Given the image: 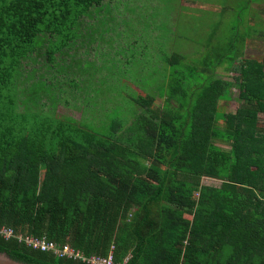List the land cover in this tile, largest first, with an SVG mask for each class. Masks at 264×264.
<instances>
[{
    "label": "trees",
    "instance_id": "trees-1",
    "mask_svg": "<svg viewBox=\"0 0 264 264\" xmlns=\"http://www.w3.org/2000/svg\"><path fill=\"white\" fill-rule=\"evenodd\" d=\"M111 1L0 0V226L85 256L113 252L116 263L264 264V57L243 55L244 1L264 0H226L224 12L240 19L232 37L212 44L197 24L204 41L191 55L172 48L174 29V40H140L134 15L119 21ZM123 2L116 8L129 9ZM108 32L124 44L88 70L78 53H96ZM223 65L240 73L234 83ZM114 79L123 93L134 86L110 116L113 100L98 93ZM238 85L236 114L223 115ZM63 102L81 118L61 115ZM2 252L26 264H87L0 235Z\"/></svg>",
    "mask_w": 264,
    "mask_h": 264
},
{
    "label": "rangeland",
    "instance_id": "rangeland-1",
    "mask_svg": "<svg viewBox=\"0 0 264 264\" xmlns=\"http://www.w3.org/2000/svg\"><path fill=\"white\" fill-rule=\"evenodd\" d=\"M118 0H112L111 4L113 8V13L114 16H116L118 18L119 21L122 22L121 19H127L128 17H131V15H134L133 18L134 21L131 25L132 28H130V30H135L136 31V35L135 36H139L140 40L142 41H148L150 38H148L147 36L149 34H153V35H157L160 34L161 36H165V39H170L172 38L173 32V25H174V16L177 12V10H179L180 8L182 10H189V7L186 6H182L181 2L183 0H124V2L127 3V7L129 9H132L133 11H135V13H132L131 11H129V9L126 8V6L122 5V3L119 5L118 8H116V3ZM203 1H207V3H218V4H224L226 2V0H197V3H201ZM123 2V0H122ZM123 2V3H124ZM152 2V3H151ZM245 4H247L246 1H244ZM154 4V6H153ZM259 3H255L254 7L255 10H257ZM216 4L213 5L212 8H207L205 10H199L200 13H209L211 12L212 16L206 18V20H202L199 21L197 19V24L198 26L200 24H205L206 26L204 28H202V30H198L199 32H202L205 34V38L210 41L211 38V30L210 26L213 23L212 19L215 18L219 13H218V8L215 7ZM155 7H157L155 9ZM260 10L263 11V6H260ZM230 13V12H229ZM227 13L226 16H228V18L230 19V24L235 25L237 23V16L236 14H229ZM131 14V15H130ZM158 14V21L157 23H159V25H157V31H154L153 29H150L149 26L147 25V23H154L155 22V15ZM132 18V17H131ZM227 18V19H228ZM141 19L140 22H138L137 20ZM215 20V19H214ZM212 21V23H211ZM93 22V20H91V23ZM131 23V22H130ZM140 23V24H138ZM261 23L264 24V22H262L261 19ZM260 23V26H261ZM110 25H113L112 23H110ZM121 28H119V30H123L125 29V26H120ZM259 27V26H258ZM224 32L227 33L226 29L224 28ZM222 36H224V38H222V42H228L229 39L225 38L226 35L222 34ZM198 44L200 45L204 39L201 37L200 33L197 34L196 36ZM214 38V35H213ZM112 39V41H108ZM174 40V39H172ZM125 39L124 38H120L117 33H112V32H108L105 35V38L98 40V42H101L102 46L100 47V49H96V53L94 50L90 51V54H86L85 50H81L78 53V58H81L83 60V66L87 67L88 70H90L94 65L96 64H101L102 66L105 67V62H104V57L101 55V52L103 51H110V50H115L116 48H119V46L122 44H124ZM212 41V40H211ZM220 41V34L219 32L216 34L215 39H214V44H217ZM220 45V44H219ZM237 45L239 46V42L237 43ZM198 47V46H197ZM243 47V46H242ZM173 48V46H172ZM225 46L223 44H221V49H224ZM99 52V53H98ZM97 54V55H96ZM152 54V51H150V53L146 54V57H150V55ZM155 54V52H154ZM68 61V60H67ZM96 61V62H94ZM108 66V65H107ZM106 66V67H107ZM133 67L128 66V68L126 69V71H124V75L127 78V83L128 84H132L133 81L132 77H135L133 71L132 70ZM117 73V71H115ZM120 84H122V82L120 80H110L109 81V85L108 87H106L104 89V92H99L98 93V97L102 98H106V100H109L111 102V100H113L111 103H121V105H117L115 106L114 104H112V115L110 114V116H115V114H118V108H126L125 103H131L130 100H128V98L125 96L126 92H128L129 90L133 89V86L129 85V87H127V90H125L126 92L123 93L124 87L121 86ZM64 88H67L64 86ZM92 88V86L90 87V85L86 86V91L87 92H92L90 91ZM129 89V90H128ZM60 92L61 89L59 88ZM66 90L71 91L70 89H65L64 93L66 92ZM56 90L53 89V93H55ZM58 92V91H57ZM94 92V91H93ZM59 93V92H58ZM95 94V93H93ZM128 95V94H127ZM119 97V98H118ZM69 99L71 100V103L73 102V99L71 97L68 96L67 93L64 94L63 96V101L65 99ZM159 102L162 103V100L159 99ZM239 100H236L235 98H233L232 101L227 100V101H222L221 102V106L224 107V109L230 111L229 114L231 115H235L236 111L239 107ZM103 103V102H101ZM100 109L103 108V104H101ZM123 108V109H124ZM59 113L61 115H70L72 117H75L76 119H80L82 116V112L79 109H76L75 107L72 106V104L68 107L64 102L61 104L60 108H59ZM264 119V118H263ZM261 121V120H260ZM262 123L264 124V121H262ZM224 148L228 149V145L224 146L222 145ZM203 183L205 185H211V186H220L221 185V181L219 180H213V179H209V178H205Z\"/></svg>",
    "mask_w": 264,
    "mask_h": 264
},
{
    "label": "crops",
    "instance_id": "crops-1",
    "mask_svg": "<svg viewBox=\"0 0 264 264\" xmlns=\"http://www.w3.org/2000/svg\"><path fill=\"white\" fill-rule=\"evenodd\" d=\"M255 3H259L257 10H255L254 4ZM216 4L215 7L218 8V15L212 19L211 21V26H216L215 28H217V32L216 34L219 32L220 34V40H222V38H224V36H222V34L227 35L225 36V38L230 39L232 37V32L230 31L231 28H234L233 24H230V19L228 18V16H226L227 12H224V9L226 7V5L224 4H218V3H207V1H203L201 3H196L195 0H183L181 2L180 7L182 6H186L189 7V10H182L181 8L178 10V13L175 14L174 16V25H173V29L175 31L178 32L177 34V38L175 39V37L173 36L172 39H175L173 45V49H175L176 51L178 50L179 53L182 54H189L191 55L197 48V43H196V36H194V30L197 27V19L199 21L202 20H206V18L211 17L212 14L211 12L209 13H200L199 10H205L207 8H212L213 5ZM240 3L238 2V5ZM154 6V4H153ZM260 2H252L251 4H249L247 2V9L245 8V26L249 29V33L246 37V40L243 42V55L245 59H262L264 57V34L261 33V31H263L264 29V24L261 23V19L262 22H264V8L263 11L260 10ZM192 9V13L190 12ZM228 9H226V11H228ZM247 10V11H246ZM224 12V13H223ZM194 17V20H192V17ZM237 16V24L239 22V17ZM182 18V19H181ZM228 18V19H227ZM215 19V20H214ZM180 23V25H179ZM261 23V26H260ZM176 24L179 26H176ZM236 24V25H237ZM244 25V24H243ZM259 25V27H258ZM201 26L205 27L206 25L203 23L201 24ZM224 28L226 29L227 33L224 32ZM215 34V36H216ZM215 36L213 38V36L210 38L212 41H210L212 44L214 42ZM178 39V40H177ZM195 40V41H194ZM220 73H221V77L225 78L231 82H235L234 77L235 75H238L237 72H227L226 71V67L223 65L220 67ZM240 77V73L238 75V78ZM241 88L238 86L232 87L231 91H230V95L228 98H225L222 101H227L230 100L232 101L233 98H235L236 100H239L240 97L239 95L241 94ZM243 91V90H242ZM240 102V100H239ZM238 102V103H239ZM240 104V103H239ZM222 110H223V115L224 113L230 115V111H228L227 109L225 110L224 107L222 106ZM259 118L261 119V123L262 121H264V113H260L259 114ZM263 124V123H262ZM219 145H228L223 141L219 142Z\"/></svg>",
    "mask_w": 264,
    "mask_h": 264
},
{
    "label": "built area",
    "instance_id": "built-area-1",
    "mask_svg": "<svg viewBox=\"0 0 264 264\" xmlns=\"http://www.w3.org/2000/svg\"><path fill=\"white\" fill-rule=\"evenodd\" d=\"M0 235L6 239L16 238L26 246L40 250L43 252H50L60 258H70L79 260L87 264H129V258L122 263H116L114 260L113 252L109 256H85L81 252L77 251L69 244H59L47 237H33L31 235L17 234L13 229L0 226Z\"/></svg>",
    "mask_w": 264,
    "mask_h": 264
},
{
    "label": "water",
    "instance_id": "water-1",
    "mask_svg": "<svg viewBox=\"0 0 264 264\" xmlns=\"http://www.w3.org/2000/svg\"><path fill=\"white\" fill-rule=\"evenodd\" d=\"M0 264H26L13 259L10 255L5 252L0 253Z\"/></svg>",
    "mask_w": 264,
    "mask_h": 264
},
{
    "label": "bare ground",
    "instance_id": "bare-ground-1",
    "mask_svg": "<svg viewBox=\"0 0 264 264\" xmlns=\"http://www.w3.org/2000/svg\"><path fill=\"white\" fill-rule=\"evenodd\" d=\"M157 79V78H156ZM211 85H209V87H210ZM179 87V86H178ZM205 87V86H204ZM200 88V87H199ZM188 89H190V88H188ZM202 92H203V90H202ZM203 94V93H202Z\"/></svg>",
    "mask_w": 264,
    "mask_h": 264
}]
</instances>
